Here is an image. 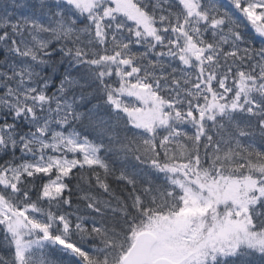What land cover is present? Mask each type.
Instances as JSON below:
<instances>
[{
  "label": "snow or ice",
  "instance_id": "snow-or-ice-1",
  "mask_svg": "<svg viewBox=\"0 0 264 264\" xmlns=\"http://www.w3.org/2000/svg\"><path fill=\"white\" fill-rule=\"evenodd\" d=\"M0 264H264V0H0Z\"/></svg>",
  "mask_w": 264,
  "mask_h": 264
},
{
  "label": "trees",
  "instance_id": "trees-1",
  "mask_svg": "<svg viewBox=\"0 0 264 264\" xmlns=\"http://www.w3.org/2000/svg\"><path fill=\"white\" fill-rule=\"evenodd\" d=\"M114 187H115V185H114ZM74 200H75V197H74ZM81 207H82V205H81Z\"/></svg>",
  "mask_w": 264,
  "mask_h": 264
}]
</instances>
